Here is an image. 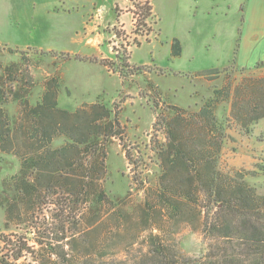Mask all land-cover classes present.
<instances>
[{
	"label": "rangeland",
	"instance_id": "rangeland-1",
	"mask_svg": "<svg viewBox=\"0 0 264 264\" xmlns=\"http://www.w3.org/2000/svg\"><path fill=\"white\" fill-rule=\"evenodd\" d=\"M238 2L0 0V60L3 65L18 64L30 77L32 86L24 87L29 90L27 99L35 102L44 83L55 78L61 84L60 109L75 112L102 105L119 124L118 135L102 144L106 158L100 184L110 204L97 212L72 205L70 226L65 228L66 220L48 204L10 221L0 208V264L45 263L50 252L54 260L56 253L67 251L65 245L73 237L90 229L100 234L98 251L107 264L140 256L148 232L141 230L134 209L156 182L155 149L165 143L159 119L173 107L196 110L213 88L227 81L264 77V64L247 70L235 63L241 31ZM175 42L177 56L172 50ZM210 70L217 73L202 75ZM18 110L17 103L6 107L9 116ZM217 115L227 117L228 106L220 107ZM227 133L220 171L242 173L264 195V119L249 136L235 125ZM18 169L14 156L0 154V181ZM123 212L130 218L128 233ZM164 238L191 258L202 257L210 243L185 224ZM17 253L21 257L15 262L11 256Z\"/></svg>",
	"mask_w": 264,
	"mask_h": 264
},
{
	"label": "trees",
	"instance_id": "trees-1",
	"mask_svg": "<svg viewBox=\"0 0 264 264\" xmlns=\"http://www.w3.org/2000/svg\"><path fill=\"white\" fill-rule=\"evenodd\" d=\"M172 50L173 56L179 54L177 42ZM213 73L217 71L202 75ZM30 81L18 64L3 65L0 60V154L12 155L19 163L16 174L0 181V208L10 221L48 204L66 220L65 228L70 226L72 205L97 212L110 204L100 184L106 158L102 144L118 135L119 124L102 105L75 112L60 109L61 84L55 78L44 83L32 103L24 89L32 86ZM10 103L19 105L15 116L6 111ZM224 105L228 116L220 119L217 111ZM263 119L264 77L252 76L213 88L194 111L173 107L159 119L165 143L155 149L156 182L134 209L148 234L140 256L124 264H264V195L242 173H223L218 166L230 126L249 136ZM123 217L128 233V213ZM183 224L210 240L202 257L184 256L164 238ZM99 236L87 230L65 245L67 251L61 248L56 259L50 260V252L40 264H107L98 251ZM20 257L11 256L15 262Z\"/></svg>",
	"mask_w": 264,
	"mask_h": 264
},
{
	"label": "crops",
	"instance_id": "crops-1",
	"mask_svg": "<svg viewBox=\"0 0 264 264\" xmlns=\"http://www.w3.org/2000/svg\"><path fill=\"white\" fill-rule=\"evenodd\" d=\"M238 3H242L241 31L235 63L238 68L248 70L264 64V0H239Z\"/></svg>",
	"mask_w": 264,
	"mask_h": 264
}]
</instances>
